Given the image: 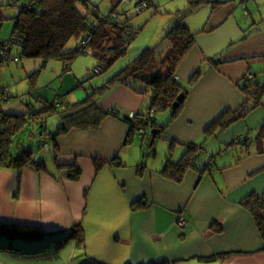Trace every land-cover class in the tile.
I'll return each instance as SVG.
<instances>
[{"label": "crops", "instance_id": "1", "mask_svg": "<svg viewBox=\"0 0 264 264\" xmlns=\"http://www.w3.org/2000/svg\"><path fill=\"white\" fill-rule=\"evenodd\" d=\"M190 1L194 0H188V4ZM247 2L233 0L215 8L208 2L201 3L198 9L183 15L187 27L196 33L195 44L176 67L175 76L186 94L181 111L164 130L173 140V157L184 146L202 139L207 149L209 145L210 150L220 152L222 148L239 147L241 154L232 157L228 152L224 155L229 158L226 164L208 156L204 171L190 167L180 182L159 174L162 162L146 161L143 174L138 175L139 161H131L133 148L128 149V145L134 135H139L140 143L146 135L130 133L125 117L131 112L147 114L150 96L115 85L100 97V107L114 113L103 117L97 129L72 127L51 137L46 148H50L52 163L41 157L40 147L44 170L31 166L20 171L0 168V226L18 225L42 232L35 237L0 232V264H55L56 258H50L48 250L39 249H48L52 241H59L60 246L78 226L84 234V245H77L86 251L84 264H264L263 241L255 220L240 205L249 193L264 192V141L262 153L251 143L264 119V107L206 133L221 114L234 113L246 102L239 83L247 80V75L264 76V12L256 0V11L250 13ZM200 9L204 12L199 16L186 19ZM181 15L164 21L153 38L161 39ZM138 51L134 49L133 56ZM78 57L69 70L60 60L47 62L55 75L64 73L60 84L64 93L52 101L79 102L92 87L103 85L111 77L100 76L96 85L89 83L84 88L75 62ZM78 84L84 91L71 99ZM65 95L70 98L67 102ZM13 98L10 92L4 114L27 116V106L33 104ZM36 100L39 106L42 101L50 102L43 94ZM163 115L155 113L152 117L151 124L159 133V125L167 117ZM149 128L153 127L146 130ZM128 134L130 142L125 143ZM244 138L250 139V147L242 144ZM115 156L123 166L112 164ZM72 164L80 170L77 180L68 177L65 166ZM179 216L187 221L184 228L177 225ZM35 242L40 247L29 249Z\"/></svg>", "mask_w": 264, "mask_h": 264}, {"label": "trees", "instance_id": "2", "mask_svg": "<svg viewBox=\"0 0 264 264\" xmlns=\"http://www.w3.org/2000/svg\"><path fill=\"white\" fill-rule=\"evenodd\" d=\"M142 1L145 0H137L136 5ZM231 1L233 0L190 1L182 16L178 17V21L167 30L158 43L151 47H145L126 66L109 77L103 85L92 87L87 91L85 98L79 102L66 104L60 99H57L59 103L57 100L42 101V105L37 109L29 104L27 116L25 114L16 117L4 114L0 131V168H14L20 171L24 167L31 166L37 171L44 170L45 161L41 160L39 156L37 157L38 153H34L18 138L21 133L26 131L27 124L39 125L40 133H44L46 132V117L57 114L60 122L56 132L48 133L51 137L66 133L72 127L97 129L103 117L114 113L100 107V97L118 84L130 88L137 94H149L150 102L147 113L153 112L154 116L156 112L170 110L167 123L159 125L161 132H164L181 111L186 94V90L175 76L176 67L195 44L196 33L191 32L187 27L183 21V15L198 9L201 3L208 2L215 8ZM88 2L89 0H27L20 5L14 4L18 11L9 17L13 20L14 25L7 40L14 39L12 50L16 51L19 60L24 57L37 58L41 60L40 67L45 66L49 60H60L65 66L70 67L72 61L79 55L91 54L97 60L95 67L102 66L104 70L125 54L128 44L138 34V29L130 23V18L124 12L117 11L115 6L108 13L100 14L99 10L94 5L89 6ZM78 4L85 6V11L79 10ZM3 5L0 1V28L3 21L8 18L3 13ZM87 37H89V41L82 46L81 42ZM72 39L76 41V45L73 49H67V45ZM262 58V73L264 74V55ZM2 64L0 62V65ZM94 74H96L95 71ZM239 87L246 96V102L234 113L221 114L206 128V133H211L217 127L225 128L255 108L264 107L262 101L264 76L248 78L239 83ZM181 93L184 94V98L178 101L177 98ZM125 119L129 122L128 115ZM152 124L151 126L155 128V125ZM132 132H135L134 126L130 124V133ZM254 133L251 143H254L257 152L262 153L264 119ZM145 140L147 148H153L154 142L151 143L150 138ZM249 141L250 139L244 138L242 144L248 148L251 146ZM129 142L130 135L128 134L125 143ZM145 145L142 144L143 160L138 164V175H142L146 168L145 159L148 154L143 149ZM173 145L174 143L171 141L170 151H173ZM201 146L194 143L187 145V150L177 161L172 160L171 154L158 171L159 174L166 179L180 182L184 172L190 167L199 172L204 171L205 167L203 164L202 166L198 165L200 161L199 156L196 155L199 154ZM53 152L55 154V151ZM245 154L247 155L248 152L246 151ZM112 164L123 166L118 156L113 158ZM96 165L100 166V162ZM65 167L69 178L73 180L79 178L80 170L76 165H66ZM240 205L252 214L264 249V192L261 194L249 193L240 201ZM0 232L23 237H35L42 233L35 229L7 224L0 226ZM66 239H71L77 245L83 246L84 234L81 227L72 229Z\"/></svg>", "mask_w": 264, "mask_h": 264}, {"label": "rangeland", "instance_id": "3", "mask_svg": "<svg viewBox=\"0 0 264 264\" xmlns=\"http://www.w3.org/2000/svg\"><path fill=\"white\" fill-rule=\"evenodd\" d=\"M4 5L2 7L4 15H6L8 18H6L0 28V38L7 40L10 37V34L13 29V20L9 17L15 15L18 11V8L14 5H20L21 3L27 2V0H0ZM120 1V2H119ZM256 0H249L247 2V11H250V13L253 11V13L256 11V3L254 2ZM149 4V8L144 9L142 12L137 13L136 12V3L137 0H89L88 5L93 6L99 10L100 14H106L112 7L117 6V11L124 12V14L130 18L129 20L132 25L136 29H138V34L136 37L130 41V43L127 46V49L125 51V54H123L121 57L116 59L112 64H110L105 71H102L100 73H96L93 75V68L97 65V60L91 55H79V59L76 60V64H79V71H81L80 79H84L82 84L85 88L89 83H93V85H96L97 79H99L100 76L104 75H113L114 73L118 72L121 68L126 66L133 58H135L146 46L152 45L154 46L155 43H158L160 40V36H154V32L160 29L164 21L166 20H173L177 18V15H180L183 13V10L185 8V5H188V0H145ZM258 3H261L260 7L261 10L264 12V0H257ZM183 3V4H182ZM8 4V5H7ZM79 10L82 12L85 11V6L82 4H78ZM253 9V10H252ZM204 10V9H203ZM242 10V9H241ZM180 11V13H178ZM202 12V9L196 11V13H193V15L190 14V16H187L186 19L189 20L191 16H199ZM182 16V15H181ZM193 18V17H192ZM163 37V36H161ZM153 39V40H152ZM154 43V44H153ZM76 45V41L72 39L68 45L67 49H73ZM151 47V46H148ZM134 49H140L138 51V54L133 56L132 52ZM13 56L17 55L16 51L13 50ZM136 53V52H135ZM81 62V63H80ZM91 63V64H89ZM41 60L37 58H28L24 57L19 60L18 63L14 62H8V65H2L0 67V85H8L10 88L11 95L14 97L13 100H19L22 99V101L28 102L30 101L33 104V107L39 108V103L36 102L37 95H46L48 97L49 101H52L56 99L57 95H62L64 90L60 89L61 84V78L63 76L62 73L54 74L53 67L51 64L48 65L45 64L44 67H40ZM89 64V65H88ZM88 76H92L89 80L86 78ZM105 76V77H106ZM83 77V78H82ZM78 84L77 89L72 92V95L70 98L72 99V96L76 93L82 94L84 91V88L79 86ZM88 87V86H87ZM71 94V93H70ZM67 97V95L64 96L65 102L70 99ZM82 98V96H81ZM262 101L264 103V94L262 97ZM59 103V102H57ZM70 104L73 103V101L69 102ZM164 114L163 122L167 123V119L170 115V110L165 111H159L156 112V114ZM60 120L59 117L55 114H52L50 116L46 117V123H45V131L48 132L52 131L54 132L56 130L57 125L59 124ZM40 127L37 124H28L26 127V131L24 133H21L19 135V139L25 143L27 147H29L31 150L34 151V153L39 152V146L43 147L41 150V157L45 158L47 161V164L51 162L50 160V154L48 153V149L46 146L42 145V140L39 137L40 134ZM150 132L151 129L145 130L146 139L150 138ZM157 140H154V146L153 148L148 147L147 148V141L143 140L140 143V137L139 135H134L133 142L128 145V149L133 148V154H131V161H139L141 162L143 160L142 152H140V147H143L141 144L146 143L144 150L147 151V157L145 159V162L147 161L149 164L156 163V162H166L167 159L170 158V155L175 153L173 151H170L169 147L171 145V141L173 142L172 138H168L164 132L158 133ZM165 140V141H164ZM203 140V139H202ZM199 140L198 142H194V144L201 146L202 143ZM210 142L212 139H208ZM208 141V142H209ZM174 146V145H173ZM210 146V145H209ZM208 146V149L204 146H201V149H199V154L197 153V157L199 156L198 165L202 166L203 162L207 160L208 156L214 157V161H221V163H225L229 160L225 154H229V156L236 157L239 152V147L234 148H220L222 151L216 150H210V147ZM14 147V144H13ZM45 147V148H44ZM139 150V153H138ZM187 150L186 146L181 148V152L178 154H175V156L171 157L173 161L179 160V158L182 156V154ZM211 154V155H210ZM40 155L37 154L38 157ZM134 163V162H133ZM67 237V235H66ZM65 237V238H66ZM32 246V247H31ZM40 247V244L36 245V242L30 245L28 248L37 250ZM47 252L51 254L55 264H84L87 260V257L83 256L85 249H81L80 247L75 244V241L71 239L63 240L62 244L59 246L58 242H51L49 243L48 249L40 248L39 251ZM45 262H48V259H46ZM46 264V263H43ZM48 264H52L50 261Z\"/></svg>", "mask_w": 264, "mask_h": 264}, {"label": "built area", "instance_id": "4", "mask_svg": "<svg viewBox=\"0 0 264 264\" xmlns=\"http://www.w3.org/2000/svg\"><path fill=\"white\" fill-rule=\"evenodd\" d=\"M129 1V0H125ZM148 8V3L145 1H142L136 5V12L140 13L144 9ZM0 39V62H18L19 61V56L12 54V49L14 48V39L11 38L10 40H4ZM89 41V37L85 38L82 42L81 45L87 44ZM65 70H69L68 66H64ZM103 70L102 66H97L95 67L94 71L96 73H99ZM247 78H251V75H247ZM10 98V89L7 85H0V127H2V122H3V106L4 104L9 100ZM153 117V112L147 113L145 115L138 114L135 112H131L128 114V120L131 125L134 126V130L139 133L141 136L145 134V130L147 126H151V119ZM51 136L48 134V132H44L40 134V139L43 142V146L48 145V141L50 140ZM187 224V221L182 217L179 216L177 220V225L181 228H184Z\"/></svg>", "mask_w": 264, "mask_h": 264}, {"label": "water", "instance_id": "5", "mask_svg": "<svg viewBox=\"0 0 264 264\" xmlns=\"http://www.w3.org/2000/svg\"><path fill=\"white\" fill-rule=\"evenodd\" d=\"M184 98V94L183 93H181L179 96H178V98H177V100L178 101H180V100H182ZM160 132V130L159 129H157V128H152L151 129V132H150V142L152 143L154 140H155V138H156V136H157V134Z\"/></svg>", "mask_w": 264, "mask_h": 264}]
</instances>
